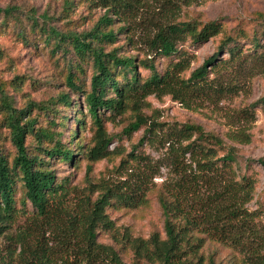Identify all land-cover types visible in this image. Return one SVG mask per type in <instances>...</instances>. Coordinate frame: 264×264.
Segmentation results:
<instances>
[{
  "label": "rangeland",
  "instance_id": "374dc122",
  "mask_svg": "<svg viewBox=\"0 0 264 264\" xmlns=\"http://www.w3.org/2000/svg\"><path fill=\"white\" fill-rule=\"evenodd\" d=\"M116 1L118 2L0 0L1 9L16 7L22 16H19L20 22L23 23L15 24L13 19L6 21L0 15V83L4 93L12 98L17 109L29 102L44 103L52 98L56 99L60 93L66 91L64 79L68 60L75 64L81 63L72 53L67 57L60 53L53 55L50 48L44 45L43 38L36 33L27 31L26 36L30 43L25 44L18 34L22 27L29 30L25 22L29 16L38 18L39 24L45 20V26L62 33L80 34L94 27L101 31L112 29L117 39L114 43L102 44L103 50L108 52L118 49L119 55L132 56L136 61L151 58L144 41L167 25L218 21L225 33L243 34L238 38V43L244 53L249 51L251 57L246 59L236 75H229L221 69L212 73L210 77L219 76V88L203 93L180 84L171 91H160L146 96L135 107L126 108L121 115L104 113V129L110 139L107 143L109 153L92 164L89 180L98 188L127 193L136 188L141 189L138 198L143 201L130 203L121 209L110 208L106 212L117 227L119 238L128 234L132 238L147 239L153 232L159 233L162 238L163 216L158 201L160 196L166 195L163 187L170 193L178 192L183 196L180 200L186 206L182 208L190 211L191 216L197 210L196 198L205 199L213 188L211 180L194 183L191 172L196 171V166L189 159V155L182 156L177 152V156L170 149L171 145H178L172 137L173 132L184 124H194L233 148L237 178L245 175L253 180L252 199L244 207L254 214L255 224L264 232V166L260 164V161H264V60L257 63L254 60L255 56L264 57V0ZM115 5H119L120 9ZM108 10L110 12L107 17L112 22L104 25L101 20ZM128 38L131 44L127 43ZM220 38L221 35L200 45H194L189 40L178 44L177 54L184 55L188 63L187 70L180 77L187 78L207 58L216 54ZM223 54L220 52L217 56L224 60L226 55ZM168 62V59L156 57L154 65L157 72L162 73ZM81 66L83 71L76 74L79 79L77 84L86 89L92 70L88 61ZM137 71L140 78L148 76V71L141 67H137ZM16 76L19 77V85L16 84L19 81L14 80ZM70 99L72 104H79L78 110L85 115L82 95L71 94ZM31 115L37 116L36 128L62 132L60 142L66 146L69 142V131H78V124L84 123V127L77 134L79 143L70 145L74 156L71 163L54 160L49 167L58 178L67 179L70 186L85 187V168L88 162L84 152L92 146L93 135L89 119L82 120L73 107L60 109L56 119L52 114L47 117L46 114L35 111ZM64 117L68 119H65V126L62 128L59 120ZM130 123L136 124L125 131ZM25 144L32 150L34 140L27 138ZM0 148L11 160L15 149L10 143L9 130L4 126L1 115ZM181 179H184L182 184L187 187L186 192L175 187L176 182ZM20 196L21 192L15 195L18 208ZM74 204H77V198L69 197L59 210L54 211L56 214L52 212L47 220L32 222L25 219V213L20 215L12 227L5 229L6 232L0 235V260L11 253L12 256L7 258L14 257V260H10V263L22 264L23 260L48 252L45 247H50L51 261H55L54 259L65 253L62 243L66 241L61 239L65 231L71 234V243L67 249L75 246L82 248L84 240L81 243V238L85 237L83 220L76 219L73 222L69 215ZM26 209L31 210L29 205ZM77 212L78 210L75 211ZM97 240L99 243L111 245L123 264L135 262L131 250L124 243L115 244L106 234H98ZM120 241L122 238L118 242ZM200 253H213L218 264H248L238 250L214 239H205ZM260 256L264 262V249Z\"/></svg>",
  "mask_w": 264,
  "mask_h": 264
},
{
  "label": "trees",
  "instance_id": "16d2710c",
  "mask_svg": "<svg viewBox=\"0 0 264 264\" xmlns=\"http://www.w3.org/2000/svg\"><path fill=\"white\" fill-rule=\"evenodd\" d=\"M115 7L120 9L119 5ZM109 12L110 10L102 17L104 25L112 22L107 17ZM0 15L6 21L13 19L15 24H23L16 7L0 8ZM25 22L29 30L21 26L18 34L25 44L30 43L26 36L27 31L36 33L43 38L44 45L50 48L53 55L60 53L67 57L72 53L81 63L75 64L68 60L64 79L66 91L60 93L56 99L52 98L44 103L29 102L17 109L0 83V115L4 126L9 130L10 143L15 149L14 156L9 160L0 148V235L11 228L20 215L25 213V219L32 222L47 220L52 212L56 214L54 211L59 210L69 197L75 196L77 204H74V208L72 205L69 215L73 222L76 219L83 220L85 237L81 238V243L84 240L82 248L75 246L67 249L71 243V234L65 231L63 237L61 236V239H65L62 241H66L62 243L65 246L62 256L51 261L52 249L45 247L48 252L23 260L22 264H123L111 245L98 242V234L108 235L115 244L127 245L135 262L140 264H218L213 253H200L207 238L238 250L243 254L245 263L263 264L260 253L264 249V232L255 224L254 214L244 207L252 199L253 180L245 175L237 178L233 148L225 145L214 134L205 133L200 126L184 124L179 127L172 134L178 145H171L170 149L176 155L177 152L182 156L189 155V159L196 166V171L191 172L194 183L211 180L213 188L205 199L196 198L197 210L191 216L190 211L182 208L186 206L180 200L183 196L178 192L170 193L163 187L166 195L160 196L158 201L163 216L162 238L157 232L151 233L147 239L123 234L120 237L122 241L118 242L119 231L106 212L110 208L121 209L130 203L143 201L138 198L141 189L136 188L127 193L98 188L89 180L92 164L109 153L107 143L110 139L104 129V113L121 115L126 108L135 107L146 96L160 91H171L180 84L203 93L219 88V76L210 77L212 73L221 69L224 73L236 75L246 59L251 57L249 51L244 53L238 43V38L243 34L225 33L218 21L167 25L144 41L151 58L136 61L132 56L119 55L118 49L108 52L103 50L102 44L114 43L117 39L112 29L101 31L94 27L80 34L62 33L45 26V20L39 24L38 18L34 16L27 17ZM219 35L221 38L216 54L207 58L187 78L180 77L187 70L188 63L184 55L177 54V45L187 40L194 45H200ZM127 43L131 44L130 38ZM220 52L226 55L224 60L217 56ZM156 57L169 60L162 73L155 68ZM254 58L256 63L264 60L262 55ZM87 61L92 73L88 87L83 89V86L77 84L79 79L76 74L83 71L81 65ZM137 67L148 71V76L140 78ZM14 80L19 81V77H14ZM16 84L19 85L20 81ZM71 94L82 95L85 115L78 110L79 104H72ZM71 107L82 120L89 119L93 133L92 146L84 152L88 164L85 168L86 186L83 188L70 186L67 179L58 178L49 165L54 160L71 163L74 157L71 146L72 143H79L77 134L84 127V123L78 124V131H69V142L66 146L60 142L62 132L36 128L37 116L31 115L35 111L46 114L47 117L52 114L56 119L60 109ZM65 119L68 118L59 120L62 128L65 126ZM135 124L130 123L125 131ZM27 138L34 140L32 150L25 144ZM183 141L185 144L182 145ZM260 164L264 166V161H260ZM183 182L184 179L179 180L175 187L186 192L187 187ZM17 192H21L19 208L16 207L15 200ZM27 205L30 206V211L26 209ZM8 256H12L11 253ZM7 257L1 258L0 264H12L10 260H14V257ZM135 262L132 264H136Z\"/></svg>",
  "mask_w": 264,
  "mask_h": 264
}]
</instances>
